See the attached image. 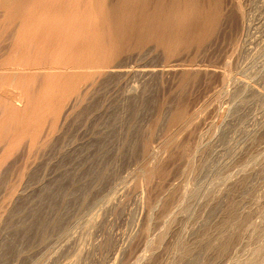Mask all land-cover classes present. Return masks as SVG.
<instances>
[{"label":"rangeland","instance_id":"rangeland-1","mask_svg":"<svg viewBox=\"0 0 264 264\" xmlns=\"http://www.w3.org/2000/svg\"><path fill=\"white\" fill-rule=\"evenodd\" d=\"M202 1L220 13L203 43L179 45L177 54L153 43L132 45L115 61L156 66L169 55L178 69L150 79L98 69L61 118L73 92L46 80L51 57H34L24 66L27 77L9 82L21 113L16 129L0 132V264H65L72 258L70 264H133L143 254L137 247L146 200L168 181L180 182L186 152L192 160L183 183L199 190L197 198L161 249L146 252L138 264H185L190 257L198 264H264V0ZM148 48L150 56L139 55ZM195 110L199 116L184 127ZM159 142H165L161 171L148 177V149ZM130 180L141 186L139 194L130 191L112 205L104 201ZM92 216L94 230L85 227ZM160 237L156 233L155 242ZM224 240L227 250L217 249ZM77 243L82 255L75 258Z\"/></svg>","mask_w":264,"mask_h":264},{"label":"bare ground","instance_id":"bare-ground-1","mask_svg":"<svg viewBox=\"0 0 264 264\" xmlns=\"http://www.w3.org/2000/svg\"><path fill=\"white\" fill-rule=\"evenodd\" d=\"M217 9L216 6H213V8L212 6L211 8L206 7L202 0H0V41H3H1L2 43L0 42V132L6 129L9 131L16 129L15 124H17L18 120H16V114H20L21 109L12 102L17 94H15L14 88L11 89L8 84L13 79L15 82L17 77L21 80L26 76L24 72L26 68L24 66L28 64L29 60L33 63L34 60L31 59L34 57V59L39 57L38 55H48V58L51 57L50 64H47L48 66L45 67L46 73H48L47 76H45L47 78L46 80L57 81L56 83L60 82V84L62 82L67 92H73L72 96L62 108V115L59 114L61 118L66 116L78 103L81 95L88 91L89 86L96 80L94 77L98 69H103L102 73L116 74L118 76H130L131 74H135L145 78L152 77L155 74L163 75L169 70L174 69L176 61L173 58V60L169 61L167 58L169 55L166 57V54H170L172 51L174 52L176 48H179V45L181 46L186 43L185 46L187 47L189 43H203L207 40L212 31L217 28L216 26L220 20V13ZM149 43H153L157 45V47H163L165 49L167 53L163 55H165L166 59L169 61L168 64L167 61L166 63L163 62L164 64L160 63L156 66L132 65L127 67L115 63L118 57L129 50L132 45ZM151 51L152 49L148 48L146 52L139 55H149ZM176 51L177 50H175V53ZM22 73H25V75ZM14 82L12 83L13 85ZM26 97H28V95ZM17 110L20 113H18ZM14 114L16 117L13 116ZM182 116V113H180L175 117V120L179 121ZM198 116L199 111L194 112L191 117L184 119L183 126L187 127L189 122L195 120L193 118H197ZM23 121H21L22 126L25 121L27 122L25 124H28L27 119ZM13 132L15 134L16 130ZM7 133L8 136L7 134L5 136L8 138L7 146H9L11 145V139L9 140L10 134L9 132ZM164 145L165 142H162V144L160 143L158 146H152L148 149V154L152 158V161L143 167V170L147 171L148 177H152L155 172L159 173L161 171L160 162L163 158L161 148H163ZM263 149L264 146L262 150ZM185 154V166L179 173L180 182L174 184L168 181V184L165 185L162 190L160 189L161 193H158L153 201L146 200L141 233V243L143 244L137 247V249L142 247L140 249L143 251L141 254H143L139 257L137 256L138 258L133 264H138L143 258L146 259V257L149 256L146 252L153 254L155 249H159L165 236L173 233L174 222L177 219H183L188 216L192 203L197 198L199 190L183 183V178H187L189 173L188 169L190 168L189 166L192 160V155L190 153L186 152ZM141 170H139L136 175H139ZM244 171L246 172L247 170L240 167L239 173H243ZM120 187L121 188L118 189L117 186L116 192L114 191L112 197L108 198V195L106 197L104 196L107 198L104 199V201L107 200V204H110L112 201L122 196L128 195L127 193L130 191L138 193L140 189H142L136 180L127 181ZM157 210L160 211L157 212ZM262 212L263 215L262 213L261 215L263 218L264 211ZM96 215H98V213H96ZM262 218L261 220H263ZM95 221L97 223V218L92 216L90 219L86 220L85 227L91 229ZM181 225L182 224H180V226ZM178 228L177 225V229ZM227 228L229 230V226ZM81 229H85L83 225ZM87 229L86 231H88ZM248 229H251L250 226ZM248 229L247 232L249 231ZM3 231L4 227H1L0 236ZM151 231L154 232V237H152L153 233H151ZM175 231L174 233H176ZM255 231L257 232L258 230ZM250 232L251 230L249 231V235ZM156 233L161 234L158 240L159 243L157 241L155 242ZM205 234L207 233L205 232ZM195 235H197V233ZM239 236L241 235L239 234ZM208 237L210 239V235ZM245 238L247 237L245 236ZM74 240L76 241V239ZM201 243L204 242L201 241L198 244ZM156 244L157 246L153 249V246ZM228 245L225 241L222 243V246H217V249L218 247L219 250L220 247L221 249H226ZM77 246L78 247H76L73 253L71 252L72 256L75 258L79 256L81 251L79 249L80 245L78 244ZM194 253L192 254L195 255ZM255 257L257 256L253 258ZM72 259V261L69 260V263L65 264L72 263L74 258ZM112 260L114 261V259ZM196 260L190 257L185 261V264H198ZM121 262L123 264L124 261ZM125 262L127 263L128 261Z\"/></svg>","mask_w":264,"mask_h":264}]
</instances>
